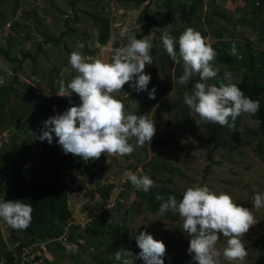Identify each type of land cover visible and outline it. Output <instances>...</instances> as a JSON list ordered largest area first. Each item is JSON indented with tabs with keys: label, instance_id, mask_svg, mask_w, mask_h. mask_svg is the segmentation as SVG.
Segmentation results:
<instances>
[{
	"label": "rangeland",
	"instance_id": "1",
	"mask_svg": "<svg viewBox=\"0 0 264 264\" xmlns=\"http://www.w3.org/2000/svg\"><path fill=\"white\" fill-rule=\"evenodd\" d=\"M165 1L0 0V201L13 185L50 182L56 174L69 212L56 241L32 239L0 219V264L6 257L13 258L11 264H118L113 254L121 248L139 254L135 237L141 232L165 244L164 264H194L187 251L191 237L179 215L138 209L128 173L151 176L156 188L177 196L205 185L217 195L229 194L255 217L242 238L248 253L243 264H264V208H253L254 195L264 193V142L257 123L242 114L234 129L222 127L215 148L207 144L211 124L201 123L183 99L199 77L188 85L178 83L176 62L161 40L165 32L176 39L173 31L193 28L217 55L231 57L224 63L216 55L211 63L218 74L208 83H239L243 74L251 73L245 56L264 51V0H199L189 23L172 10L178 0H171V6ZM101 28L108 35L104 44L97 42ZM146 28L148 34L142 37ZM133 35L153 44L152 64L145 66V74L151 76L148 91L156 89L155 99L129 84L113 96L128 114L154 120L150 144L136 146L131 155L102 154L86 163L65 155L55 138L51 145L40 142L44 121L81 104L75 93L57 96L61 81L66 86L77 75L68 62L70 54L79 52L89 63H111L115 50ZM226 73L230 81L224 79ZM129 143L135 146V138ZM109 185L108 197L100 199L97 189ZM73 244L74 253L69 251ZM225 247L227 238L221 233L216 248L222 254ZM35 257L39 260L33 262ZM220 264H229L223 255Z\"/></svg>",
	"mask_w": 264,
	"mask_h": 264
},
{
	"label": "clouds",
	"instance_id": "2",
	"mask_svg": "<svg viewBox=\"0 0 264 264\" xmlns=\"http://www.w3.org/2000/svg\"><path fill=\"white\" fill-rule=\"evenodd\" d=\"M161 40L168 56L177 64L182 63L183 72L178 83L188 85L193 78L199 77L191 90L184 93L183 99L201 123L234 129L240 115L258 112L260 102L246 97L236 84L208 83L218 74L211 63L217 53L206 44L200 32L187 28L179 37L178 53L177 41L171 35L165 32ZM152 48L147 38L137 39L133 35L126 45L115 50L111 63L100 59L89 63L81 53L73 51L68 62L77 75L66 86L61 81L57 96L70 97L75 93L81 104L44 121L37 139L51 145L55 138L65 155L81 157L86 163L99 159L102 154L131 155L136 146L150 144L156 133L154 120L128 114L113 93L129 84L137 93L147 91L149 99H155L156 89L148 91L151 76L145 74V66L152 64ZM231 51L236 53L235 44ZM231 78L230 73L225 74V80ZM131 138H135V146L129 143ZM127 175L132 186L144 193L154 186L148 175ZM155 199L161 201L157 215L171 212L183 221V230L191 237L187 251L194 264H220L221 255L229 264H243L248 253L242 238L255 223V217L249 209L237 206L229 194L217 195L205 185L189 187L179 202L172 195L165 200L157 194ZM253 208H264V193L254 195ZM32 212L31 204L0 201V219L14 230H26ZM221 233L227 238L222 254L216 248ZM135 241L139 254L133 256L132 252L121 248L113 254L118 264H135L136 260H142L143 264H164L166 246L162 241L145 232L137 235ZM69 251L76 252L77 246L70 245Z\"/></svg>",
	"mask_w": 264,
	"mask_h": 264
},
{
	"label": "trees",
	"instance_id": "3",
	"mask_svg": "<svg viewBox=\"0 0 264 264\" xmlns=\"http://www.w3.org/2000/svg\"><path fill=\"white\" fill-rule=\"evenodd\" d=\"M199 0H178V3H171V0H166L165 4L171 6L173 4L172 10L174 12H179L180 20H186L189 23L190 19L195 13V7L197 6ZM209 1V0H207ZM212 1V0H210ZM262 2L263 0H257ZM148 34V29L146 28L142 32V37ZM176 35V51L178 53V40L181 34H183L182 29L173 31ZM108 38L106 32L101 31L98 34L97 42L99 44H104ZM245 56V54L243 55ZM217 58L222 60L224 63H229L231 57L223 54L217 55ZM245 58L247 59L246 69L250 70V75L243 74L242 79L236 85L242 90L246 97L252 100H258L260 102V107L255 115H249L251 120L257 123V133L260 139L264 142V51L256 52L255 54L248 53ZM257 63V68L253 70V64ZM174 74L177 79L182 75V63L174 65ZM256 72L258 75H255ZM261 79L262 83L259 84L258 80ZM60 101V99H58ZM162 104V103H161ZM209 135L205 142L207 144H212V148H215V143H217L219 132L222 127L218 124H211L209 127ZM75 160V157L72 161ZM152 180L153 178L149 176ZM62 183L56 174H53V180L50 182H40V183H26L20 185H13L7 189L4 197L1 201L5 202H15L20 201L26 204H31L33 207L32 220L30 226L26 230H22V233L29 235L32 239H52L56 241L61 235L59 228L65 227L68 224L69 212L66 206L65 200V189L62 187ZM111 186H105L103 188L97 189L98 196L100 199H106ZM133 200L138 203V209L143 208L150 214H156L158 212L161 201L155 199L156 195L159 194L167 199L169 195L175 196L179 202L183 197L177 196L167 190L161 188H156L153 186L148 193H144L142 190H133ZM127 212V211H126ZM49 223L55 224L58 228L48 226ZM68 234L69 231H68ZM55 241L53 243H55ZM57 247L59 245L57 244ZM136 252V249L131 251ZM39 260L38 257L33 258V262ZM13 262L12 257H6L5 264H11ZM44 262V263H43ZM42 264H48L47 261H41Z\"/></svg>",
	"mask_w": 264,
	"mask_h": 264
},
{
	"label": "built area",
	"instance_id": "4",
	"mask_svg": "<svg viewBox=\"0 0 264 264\" xmlns=\"http://www.w3.org/2000/svg\"><path fill=\"white\" fill-rule=\"evenodd\" d=\"M24 255L22 256V259H23ZM36 264V263H35Z\"/></svg>",
	"mask_w": 264,
	"mask_h": 264
}]
</instances>
